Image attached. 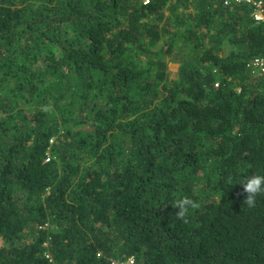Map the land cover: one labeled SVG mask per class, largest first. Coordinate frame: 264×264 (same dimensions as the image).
I'll list each match as a JSON object with an SVG mask.
<instances>
[{
	"label": "trees",
	"instance_id": "trees-1",
	"mask_svg": "<svg viewBox=\"0 0 264 264\" xmlns=\"http://www.w3.org/2000/svg\"><path fill=\"white\" fill-rule=\"evenodd\" d=\"M262 56L248 4L0 0V264H264Z\"/></svg>",
	"mask_w": 264,
	"mask_h": 264
},
{
	"label": "clouds",
	"instance_id": "clouds-1",
	"mask_svg": "<svg viewBox=\"0 0 264 264\" xmlns=\"http://www.w3.org/2000/svg\"><path fill=\"white\" fill-rule=\"evenodd\" d=\"M254 21L264 24V22H259L255 19ZM238 184L241 185L243 189L241 195L245 196L243 204L248 206L249 208L255 207L258 197L264 196V175L254 173L251 176H248L240 181ZM172 207L177 209V211L175 212V217L178 220L187 223V216L189 211L198 209L200 207V204L198 201L193 200L188 196H184L177 200L172 205Z\"/></svg>",
	"mask_w": 264,
	"mask_h": 264
},
{
	"label": "built area",
	"instance_id": "built-area-1",
	"mask_svg": "<svg viewBox=\"0 0 264 264\" xmlns=\"http://www.w3.org/2000/svg\"><path fill=\"white\" fill-rule=\"evenodd\" d=\"M151 0H144L149 3ZM226 6L232 4H248L252 9V17L259 22H264V0H221ZM251 65L256 71H264V56L254 59ZM111 264H138L135 256H131L126 260H112Z\"/></svg>",
	"mask_w": 264,
	"mask_h": 264
},
{
	"label": "rangeland",
	"instance_id": "rangeland-1",
	"mask_svg": "<svg viewBox=\"0 0 264 264\" xmlns=\"http://www.w3.org/2000/svg\"><path fill=\"white\" fill-rule=\"evenodd\" d=\"M179 64L171 62L169 63V75L171 78H176L178 74Z\"/></svg>",
	"mask_w": 264,
	"mask_h": 264
}]
</instances>
